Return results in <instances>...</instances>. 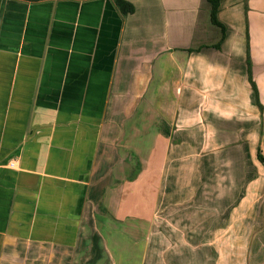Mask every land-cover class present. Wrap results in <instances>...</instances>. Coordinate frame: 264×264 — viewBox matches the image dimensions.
Instances as JSON below:
<instances>
[{
  "label": "crops",
  "instance_id": "0c3cea01",
  "mask_svg": "<svg viewBox=\"0 0 264 264\" xmlns=\"http://www.w3.org/2000/svg\"><path fill=\"white\" fill-rule=\"evenodd\" d=\"M129 1L0 0V264H264V0Z\"/></svg>",
  "mask_w": 264,
  "mask_h": 264
},
{
  "label": "rangeland",
  "instance_id": "374dc122",
  "mask_svg": "<svg viewBox=\"0 0 264 264\" xmlns=\"http://www.w3.org/2000/svg\"><path fill=\"white\" fill-rule=\"evenodd\" d=\"M158 220H160V219L156 218V222H155L156 224H154V226L151 229V232L153 233L151 235L152 236L151 238H155V240H157V239H162L163 240V245L159 246V251H156L157 253L164 254V249H167V251H165V253L172 252V253H183V254H186V253L190 252L191 248L189 246L186 247V245L185 246L184 245H174L175 244V243L173 244L174 240H177L179 238H187V237L189 238L191 232H194L196 234V235L195 234L193 235L194 239H195V236L197 237V240H201L202 238L205 237V231L201 230L200 228L196 229L195 226H193V229L191 231L190 230H185L184 231V229L173 228V226L170 223H167V225H165L163 223L162 224H158ZM198 224L204 225L203 223H197V226H198ZM178 226H179V223H178ZM139 228L141 230L140 226H139ZM157 248L158 247L155 246L156 250H157ZM197 249H198L196 251L197 253L206 252L205 245L199 246ZM217 249L220 250L221 246L217 247ZM217 249L215 247V252H214L215 254H216V250ZM217 253H218V250H217ZM156 261L154 262V264H157ZM199 264H201V263H199ZM202 264H204V263H202Z\"/></svg>",
  "mask_w": 264,
  "mask_h": 264
},
{
  "label": "trees",
  "instance_id": "16d2710c",
  "mask_svg": "<svg viewBox=\"0 0 264 264\" xmlns=\"http://www.w3.org/2000/svg\"><path fill=\"white\" fill-rule=\"evenodd\" d=\"M207 3L209 4V7H210V19H211V22L219 27L221 29V32H222V36H221V39L224 38L225 36V32H226V27L225 25L220 21L219 19V11H220V7H221V0H206ZM117 8L119 9V11L121 12V14L123 16H127L128 14L130 13H133L135 12V4L129 0H114ZM219 46V45H217ZM190 51H194L196 49H193V48H190L189 49ZM250 80H251V84H252V87L256 93V96L259 100V91H258V87L255 83V81L253 80V77H252V72H251V69H250ZM262 106V105H261ZM259 158L264 162V156L262 155L261 152H259Z\"/></svg>",
  "mask_w": 264,
  "mask_h": 264
},
{
  "label": "built area",
  "instance_id": "2783aa9c",
  "mask_svg": "<svg viewBox=\"0 0 264 264\" xmlns=\"http://www.w3.org/2000/svg\"><path fill=\"white\" fill-rule=\"evenodd\" d=\"M8 166L11 167V168H16L18 166V161L17 159H11L9 162H8Z\"/></svg>",
  "mask_w": 264,
  "mask_h": 264
}]
</instances>
